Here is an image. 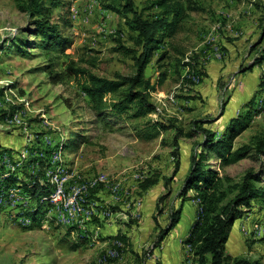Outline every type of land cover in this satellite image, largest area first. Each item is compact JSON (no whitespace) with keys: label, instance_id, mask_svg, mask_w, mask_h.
Masks as SVG:
<instances>
[{"label":"rangeland","instance_id":"rangeland-1","mask_svg":"<svg viewBox=\"0 0 264 264\" xmlns=\"http://www.w3.org/2000/svg\"><path fill=\"white\" fill-rule=\"evenodd\" d=\"M62 1L49 20L69 41L66 51L32 45L23 53L18 38L40 43L34 20L14 0H0V264H163L167 242L149 255L158 242L159 200L167 195L162 227L179 209L184 228L197 220L196 193L180 192L193 155L204 150V131L219 138L231 118L249 113L248 129L234 149L264 138V63L254 67L264 54V0H179L187 16L146 70L157 90L144 118L132 117L137 106L113 112L119 93L106 95V110L95 111L84 79L70 70L107 79L135 75L122 50L136 45L137 34L127 24L131 16L107 8L121 9L122 0ZM154 1L135 3L144 12ZM160 13L153 8L145 14ZM57 77L62 80L55 82ZM153 121L163 127L159 136L141 138L155 131ZM209 163L225 178L227 200L249 170L261 173L256 187L264 191V157L253 154L222 167L214 157ZM64 178L75 190L64 189L55 203ZM38 180L41 189L34 194ZM75 191L93 197L83 201L86 228L76 220L82 210L63 213ZM103 202L111 204L104 210ZM81 207L74 202V209ZM233 228L226 255L264 262L263 194ZM169 236L175 239L177 232ZM189 250L181 264H193V256L187 263Z\"/></svg>","mask_w":264,"mask_h":264},{"label":"trees","instance_id":"trees-1","mask_svg":"<svg viewBox=\"0 0 264 264\" xmlns=\"http://www.w3.org/2000/svg\"><path fill=\"white\" fill-rule=\"evenodd\" d=\"M14 1L21 12L29 13L34 20L33 24L36 26V35L41 38L40 43H32L33 41H30V39L18 38L17 42L20 46H23L22 52H27V48H33L32 45H38L47 51L64 53L69 46V41L60 33L59 27L49 20L52 9L63 7V1ZM122 2L121 9L110 5L107 8L119 15L131 16L127 24L137 34L136 45L134 48L123 46L122 50L133 60L136 66L135 75L107 79L83 68L71 66L70 70L73 71L74 75L84 79L83 92L92 102L95 111L104 112L106 110V95L119 93L121 94L120 99L110 105L112 111L117 115H122L128 112L132 106H137L132 117L144 118L152 112L149 97L152 91L157 90V86L146 78V70L152 62L155 52L161 50L177 34L181 23L187 16L186 8L179 0H156L144 12H139L135 0H122ZM153 8L160 9V15L154 18L149 15L146 16L145 13ZM165 55V53L162 54L160 59H164ZM263 63L264 54L257 59L254 67ZM161 76L166 75L162 73ZM61 80V77H57L54 81L59 82ZM159 82L162 84L163 80ZM249 118V113L231 118L219 138H217L216 132L205 130L204 150L192 157L191 169L180 192L181 196L186 197L189 192L194 191L197 196L196 199L199 201L197 220L192 225L188 238L183 242L185 246L190 248L187 263L190 262L189 258L193 256V264H264L262 261L232 258L226 255V247L234 223L237 219L243 217L245 212L249 211L253 200L261 194L264 195V191L256 187V184L261 181V173L249 170L242 181L233 186L232 194L234 195L227 200L229 198L228 193L231 191L228 192L222 187L225 178L220 177L219 172L211 169L209 165L211 158L214 157L220 161L221 167L235 165L253 154L264 157V138H255L256 141L253 144H244L234 149L235 140L248 129ZM151 126L155 131L145 133L141 138L153 140L159 136V132L162 131L161 128L163 127L159 122L154 121ZM147 182L149 186L154 184L150 180ZM146 187L144 186V188ZM40 189L38 180L35 181L31 192L36 194ZM166 198L167 195H164L159 200L158 213L155 217L159 228L158 242L149 255L154 254V250L161 247L165 239L180 222L181 209L170 214V221L166 227H162L160 224V218L164 213L162 203ZM69 229L72 232L75 231L73 228ZM79 237L85 242L90 241L87 236L79 234ZM156 264H162V262L158 261Z\"/></svg>","mask_w":264,"mask_h":264},{"label":"crops","instance_id":"crops-1","mask_svg":"<svg viewBox=\"0 0 264 264\" xmlns=\"http://www.w3.org/2000/svg\"><path fill=\"white\" fill-rule=\"evenodd\" d=\"M144 212H147V211L144 210ZM147 214L150 216L149 213H147ZM145 217H147V215ZM182 224H183L182 220H180L178 225L173 230L174 234H176V232H177V236L175 239L173 238V236H169L165 240V243L167 242L170 245H168L165 249H163V251H164V253H162L163 264H181L183 262V258H184L183 255L187 251V247L183 244V242L186 238H188L190 230L192 228L191 226L193 224L190 226L189 229L184 228V226H182ZM235 228L236 227H234L233 229H235ZM174 237H175V235H174ZM233 238H234V236H233Z\"/></svg>","mask_w":264,"mask_h":264},{"label":"built area","instance_id":"built-area-1","mask_svg":"<svg viewBox=\"0 0 264 264\" xmlns=\"http://www.w3.org/2000/svg\"><path fill=\"white\" fill-rule=\"evenodd\" d=\"M53 165H54V163L51 162L49 159L48 160V166L52 167ZM64 189L75 190V186L69 185V180H67V178H64L63 182H59V195H58L57 199H54L55 203H56V201H60V196H61V193L64 192ZM17 194H20V193H17ZM119 197H122V195ZM92 198L86 197V194H78V191H75V200L70 201V209L69 210H63V213H69V216H74V210H82V218H76V220L82 221L85 225V228H86V226H88L90 223V218H86V209H83V201H90ZM74 202H82V209H74ZM103 203H104V210L106 209V204H111V203H105V202H103ZM50 210H51V208H50Z\"/></svg>","mask_w":264,"mask_h":264},{"label":"bare ground","instance_id":"bare-ground-1","mask_svg":"<svg viewBox=\"0 0 264 264\" xmlns=\"http://www.w3.org/2000/svg\"><path fill=\"white\" fill-rule=\"evenodd\" d=\"M60 179H61V178H60ZM55 184H56V183H55ZM71 196H72V195H71ZM69 208H70V207H69ZM69 208H68V209H69ZM81 208H82V207H81ZM81 214H82V213H81Z\"/></svg>","mask_w":264,"mask_h":264}]
</instances>
